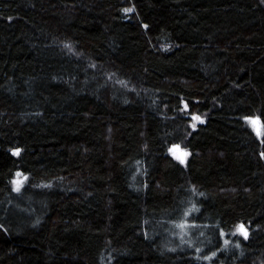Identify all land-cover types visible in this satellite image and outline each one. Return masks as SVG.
<instances>
[{"label":"trees","instance_id":"obj_1","mask_svg":"<svg viewBox=\"0 0 264 264\" xmlns=\"http://www.w3.org/2000/svg\"><path fill=\"white\" fill-rule=\"evenodd\" d=\"M0 264H264V0H0Z\"/></svg>","mask_w":264,"mask_h":264},{"label":"rangeland","instance_id":"obj_2","mask_svg":"<svg viewBox=\"0 0 264 264\" xmlns=\"http://www.w3.org/2000/svg\"><path fill=\"white\" fill-rule=\"evenodd\" d=\"M190 206L189 205H186L185 207H184V210H183V212H182V214L180 215V217H178L176 220H175V223H177V222H179V223H182V222H185V220H186V218L190 215ZM181 225L183 226V227H181ZM179 231L181 232L180 234H181V236L184 238L185 237V235L187 234V232H188V228L186 227V226H184V224H179ZM192 234L193 233H190L189 234V239L191 240L192 239ZM203 235H205V233L203 234Z\"/></svg>","mask_w":264,"mask_h":264},{"label":"snow or ice","instance_id":"obj_3","mask_svg":"<svg viewBox=\"0 0 264 264\" xmlns=\"http://www.w3.org/2000/svg\"><path fill=\"white\" fill-rule=\"evenodd\" d=\"M126 11H131V9H128V10H126ZM193 119H194V120H199L200 118H199L198 116H193ZM250 123H252V124L255 126V125H258L260 122H259V120H250ZM193 126H195V125H193ZM257 134L259 135V130H258V129H257ZM14 154H17V155H18L19 153H18V151H17V152L14 153ZM17 175H19V173H18ZM16 183H17V185L19 184V182H16ZM181 227H183V226L181 225ZM237 231H239L240 234L243 235V236L245 237V239L247 238L248 233H247V231H246V229L244 228L243 225L238 226Z\"/></svg>","mask_w":264,"mask_h":264},{"label":"water","instance_id":"obj_4","mask_svg":"<svg viewBox=\"0 0 264 264\" xmlns=\"http://www.w3.org/2000/svg\"><path fill=\"white\" fill-rule=\"evenodd\" d=\"M171 148H175L177 152L182 155V157H184V155L186 154V151L183 148H181L179 144H173Z\"/></svg>","mask_w":264,"mask_h":264}]
</instances>
